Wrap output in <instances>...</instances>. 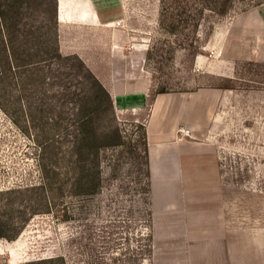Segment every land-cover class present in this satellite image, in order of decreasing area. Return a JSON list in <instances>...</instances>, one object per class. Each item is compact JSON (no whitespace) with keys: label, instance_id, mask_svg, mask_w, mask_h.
<instances>
[{"label":"rangeland","instance_id":"obj_1","mask_svg":"<svg viewBox=\"0 0 264 264\" xmlns=\"http://www.w3.org/2000/svg\"><path fill=\"white\" fill-rule=\"evenodd\" d=\"M82 1L33 0L32 7L43 24L55 20L62 54H77L101 80L113 77L117 88L125 78L142 75L149 77L151 88L138 106L126 97L114 99L121 143L101 150L100 186L89 198L71 191L79 170L75 157L56 167L54 145L46 153L38 145L41 131L29 121L38 107L23 105L18 125L11 113L20 106L11 105V113L0 107V217L22 222L14 239H0V264L39 259H46L40 264H60L47 260L58 256L63 264H264V61L238 58L234 76H214L195 66L196 56L211 57L206 45L192 61L160 24V0H85L98 20H78L74 10ZM258 5L264 6V0H236L215 28ZM71 82V88L77 87V79ZM203 86L234 91L212 131L226 232L217 231L214 215L203 224L202 215L195 214L201 203L195 202L184 233L185 218L153 205L147 193L143 123L158 89L175 94ZM63 116L70 119L69 104ZM107 122L104 118L102 126ZM71 145H62L63 153ZM43 184V192L29 190ZM9 188L14 191L5 192Z\"/></svg>","mask_w":264,"mask_h":264},{"label":"trees","instance_id":"obj_2","mask_svg":"<svg viewBox=\"0 0 264 264\" xmlns=\"http://www.w3.org/2000/svg\"><path fill=\"white\" fill-rule=\"evenodd\" d=\"M32 1L0 0V107L11 113V105L20 106L11 113L16 125L20 123V113L24 114L21 110L23 105L29 109L38 107L34 115V111L29 113L32 126L41 131V134H36L38 145L45 153L48 145H54L56 167H59L60 161L75 157L79 170L71 191L77 196L89 198L100 186L101 150L121 143L122 134L114 115L113 100L77 54L61 53L55 20L50 24L38 20ZM235 1L160 0L159 22L168 34L174 35L180 47L194 61L212 36L215 25L230 14ZM74 61L78 62L75 64ZM69 75H72L70 80ZM74 79H77V87L71 88ZM165 92L160 88L156 94ZM67 104L70 105L71 116L66 121L63 113ZM54 111L57 116L50 114ZM104 118L108 119L106 126L101 124ZM21 125L27 129L26 124ZM143 138V164L149 194L145 127ZM68 141L72 145L63 153L61 147ZM59 153L61 156H58ZM44 186L32 185L29 190L42 188L43 192ZM16 190L19 191L18 188ZM12 191L10 188L5 190ZM65 217H68L67 214ZM21 228L22 222L0 217V239H14ZM43 260L46 259L27 264L46 262ZM47 260L64 263L62 256Z\"/></svg>","mask_w":264,"mask_h":264},{"label":"crops","instance_id":"obj_3","mask_svg":"<svg viewBox=\"0 0 264 264\" xmlns=\"http://www.w3.org/2000/svg\"><path fill=\"white\" fill-rule=\"evenodd\" d=\"M76 7V19L87 20L90 17L98 20L85 0ZM262 41L264 6L258 5L253 12L238 14L223 26H217L205 46L210 49L211 57L205 60L203 54L200 58L196 56L195 66L214 76L232 77L234 62L238 58L264 61ZM96 77L109 91L113 101L126 97L132 106L142 104L151 88V80L145 75L132 80L124 77L125 82L120 88L113 83V77L104 79L106 82ZM233 92L231 88L203 86L175 94L157 93L149 105L143 124L148 150L150 199L153 205L158 204L160 209L170 211V216L180 213L185 218L181 226L184 233L188 232L190 219H193L190 212L195 202L201 203L202 208L195 214L202 215L203 224L205 220H213L214 215L219 223L217 231H225L226 212L222 205H218L224 191L221 163L212 131L222 116L221 106L230 102ZM182 127L189 128L191 135H182L179 131ZM186 239L184 235L182 240Z\"/></svg>","mask_w":264,"mask_h":264},{"label":"built area","instance_id":"obj_4","mask_svg":"<svg viewBox=\"0 0 264 264\" xmlns=\"http://www.w3.org/2000/svg\"><path fill=\"white\" fill-rule=\"evenodd\" d=\"M179 131L184 136H190L191 135V132H190L189 128L182 127V128L179 129Z\"/></svg>","mask_w":264,"mask_h":264}]
</instances>
